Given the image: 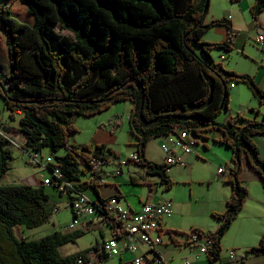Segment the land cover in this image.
Instances as JSON below:
<instances>
[{
    "label": "trees",
    "instance_id": "16d2710c",
    "mask_svg": "<svg viewBox=\"0 0 264 264\" xmlns=\"http://www.w3.org/2000/svg\"><path fill=\"white\" fill-rule=\"evenodd\" d=\"M208 5L209 0H0V96L8 117L18 118L25 137L22 148H64V154L53 156L61 179L80 192L92 188L97 197L95 180H81V164L88 167L92 155L117 153L104 144L70 143L77 129L66 122L67 116H91L129 101L137 165L157 175L164 190L173 184L167 174L171 165L148 159V142L178 129L204 139L207 132L219 131L213 140L230 149L231 167L224 178L230 195L223 212H211L220 220L214 231L192 229L213 240L208 257L213 262L222 236L248 196L241 180L245 161L264 187V160L252 141L253 135L264 133V122L241 113L225 122L216 117L228 107L233 81L246 85L262 105L264 89L251 74L226 69L211 58L209 63L198 54L210 57L213 48L233 49L236 29L227 17L206 21ZM263 10L264 0H254L250 14L256 24ZM217 25L228 30L224 40L201 39ZM57 29L70 31L73 40ZM10 141L0 129V181L9 168ZM144 184L151 188V183ZM48 198L43 185L0 183V264H75L78 255L86 259L91 247L69 255L60 251L82 230H54L30 240L16 232L17 227L33 229L49 221L53 208ZM249 254H264V232L241 261ZM107 257L100 255L101 261Z\"/></svg>",
    "mask_w": 264,
    "mask_h": 264
},
{
    "label": "rangeland",
    "instance_id": "374dc122",
    "mask_svg": "<svg viewBox=\"0 0 264 264\" xmlns=\"http://www.w3.org/2000/svg\"><path fill=\"white\" fill-rule=\"evenodd\" d=\"M237 1V0H236ZM235 1V2H236ZM217 2L220 7L229 6L230 0H209L208 12L205 20L207 21L212 14H214V6ZM250 0H242L240 3L239 14L242 17V33L246 34V31H249L251 34V29H254L255 21L251 17L249 12ZM212 5V7H211ZM216 28H211L210 31L213 33L211 35L213 38H219L221 32L219 30H214ZM57 31L67 36L69 39L73 40V34L68 30H59ZM208 35V32H204ZM243 35H241V38ZM203 37H201L202 39ZM203 40V39H202ZM198 54L210 63V58L215 63H223L224 67L232 69L236 72L248 73L253 76L254 73L240 71V70H253L255 69H264V46L259 47L252 40L251 35L247 39V48L245 51L240 49L235 50H226L223 48H213L209 51V56L202 54L198 51ZM226 68V69H227ZM254 77V76H253ZM264 82V79H263ZM233 87L229 86V102L228 107L223 108L220 113H218L216 120L218 122H225L228 116L236 117L238 113L247 111V106L240 105L245 104L250 99H253L257 102V99L252 98L250 90L241 82L233 81ZM256 99V100H255ZM259 102H257L258 104ZM131 103L129 101L118 102L113 104L110 108L105 109L102 112H99L91 116H81V115H72L66 117L67 123H72L77 131L72 133L70 136V143L84 144L89 143L91 145L98 144H107L112 145L111 140L113 134L116 136V147L117 152L124 156L119 158H125L128 153L132 150L136 152L135 145L132 142V133L129 130L128 124V114ZM0 109L2 112V125L0 129L2 133L7 134L11 140L6 144V147L11 152V159L9 160V168L7 170L6 178L9 183L12 180H15L14 183H23V182H33L36 180V172L40 171V167L35 163L30 162L29 154H33L34 151L29 150L25 151L22 148L23 142V132L19 130L18 118L10 119L7 115V112L4 108L3 98L0 96ZM131 109V108H130ZM253 111H251L252 113ZM3 121L8 122L13 126V130L8 131L4 127ZM99 122L101 124L99 125ZM207 132V139L202 137H197V144L193 145V159L188 162L186 166L172 165L169 167V177L172 179L173 184L170 189L164 190L163 184L160 183L159 177L152 175L151 179L154 180V194L161 197V199H169L173 205V213L170 218L165 220V226L167 227H176L179 228V231L190 232L194 227H199L204 231H214L219 220L211 216L210 211L212 208H217L220 194L223 193L224 189L227 188V184L223 182V178L226 176L228 167L231 165L230 161V149L221 143H215L210 133ZM173 134H170L167 137L171 138ZM159 139L163 141L162 138H157L151 141L147 147V152L149 156L153 159L164 160V155L161 152V146L158 145ZM202 142L207 143V149H204ZM167 143V141H166ZM205 146V147H206ZM116 152V151H114ZM38 159H41L42 163L47 156L62 155L65 153L64 148H60L56 152H51L49 148L42 147L40 151H36ZM127 154V155H126ZM112 158H110L111 160ZM213 159L218 161V165L214 166L212 164ZM219 159V160H218ZM162 160V161H163ZM161 162V161H159ZM109 165V164H108ZM106 165V167L108 166ZM81 166L87 171V167L81 164ZM219 166H225V172L223 174L217 173V168ZM130 170L135 174L137 178L140 176H145L142 172L144 169L141 165L135 163H129ZM248 166H246L247 168ZM123 171L127 172L126 165L123 167ZM122 171V172H123ZM88 172V171H87ZM29 176L28 180L23 178ZM218 176V181L215 180ZM24 180V181H22ZM212 181V183L210 182ZM46 192L49 195L50 202H52L53 208L56 210L52 212L49 221L43 225L27 229L24 227H17L16 232L24 237L26 240L37 239L47 233H50L54 230L67 231L66 225L72 218V214L69 209H67L68 202L66 201V195L59 194L58 190L53 186H44ZM85 194L89 198H94L95 194L92 189H86ZM215 210V209H214ZM87 218L80 217L79 223L76 225L74 230H82L83 234L76 239L74 243H68L60 247V251L64 255L74 254L79 250H82L86 247H93L96 242H101V235L97 227H89L87 225ZM103 230L105 234V240L110 238L109 226L106 224L103 225ZM235 226H231L227 229L225 235L221 238V253L223 255H228V252L232 250L236 258L232 259L233 261H240L239 252L243 250V245L239 238L235 237ZM74 230H70L74 231ZM173 235H175L173 233ZM176 236V235H175ZM183 236H178L181 238ZM163 242L165 244L158 247L161 254L167 259L168 264H178L184 255L187 254L188 250L183 246H176L173 244L171 238L166 233L163 236ZM189 248V247H188ZM190 257V255H187ZM131 257L130 253H124L122 256H108L98 264H131L130 261L126 262L128 258ZM125 259V261H124ZM172 259V260H171ZM123 260V261H122ZM196 264H205L204 258H199L196 260ZM236 263V262H234ZM221 264V263H215ZM246 264H264V261H259L256 259H250Z\"/></svg>",
    "mask_w": 264,
    "mask_h": 264
},
{
    "label": "built area",
    "instance_id": "2783aa9c",
    "mask_svg": "<svg viewBox=\"0 0 264 264\" xmlns=\"http://www.w3.org/2000/svg\"><path fill=\"white\" fill-rule=\"evenodd\" d=\"M254 43L264 46V27L254 34ZM233 86V83H230ZM2 121V115H1ZM169 138L168 142L162 146L164 155L163 162L167 165H188L186 155L192 152L193 145L197 142L190 132L178 129ZM6 134L3 133V136ZM30 162L37 164L49 173V176L41 180L43 186H54L56 188L69 187L73 189L75 198L71 201L69 209L72 218L66 225V230L75 229L79 223L80 217L97 218L99 221H105L111 224L113 235L96 244L89 249L86 259L81 255L75 258V264H91L93 262H101L100 255L103 253L107 256H122L124 253L132 255L129 260L131 264H168L167 259L161 254L158 247L165 244L163 236L168 232L163 223L170 218L173 213V205L171 200L164 199L156 202H144L137 211H133L125 207L119 196H110L101 200H91L83 192L75 189L71 183H67L61 179V171L53 156H47L42 163L38 159L37 153L29 154ZM110 161L108 154L92 155L88 160L87 171L90 173L92 180L101 182V170ZM138 163L139 157L137 152H132L125 158H119L117 166L112 170L113 175H120L122 167L128 163ZM225 172V166H219L217 173ZM15 180H13V183ZM56 210V209H55ZM175 234V233H174ZM176 235V236H175ZM173 235L179 245L194 248L190 257H184L179 264H194L196 260L202 256L209 257V249L213 240L207 233L191 230L185 234ZM178 236H183L178 238ZM174 240V241H175ZM173 244L177 246L174 242ZM235 253L230 250L229 257H234ZM128 262V261H127Z\"/></svg>",
    "mask_w": 264,
    "mask_h": 264
},
{
    "label": "crops",
    "instance_id": "0c3cea01",
    "mask_svg": "<svg viewBox=\"0 0 264 264\" xmlns=\"http://www.w3.org/2000/svg\"><path fill=\"white\" fill-rule=\"evenodd\" d=\"M241 1L242 0H237L236 2L230 1L231 4H229V6L227 5L226 7H223V8L220 7L217 2H214L215 3L214 10H213L214 14H212V16L208 20H210L212 18H220V17H227L228 19H230L233 28L236 29V32L234 35L233 49H235V50L240 49L241 51H245V49L247 48V39H248L249 35H251V38L253 40L254 34L259 29L264 27V10L258 15L257 24L255 23L254 29H251V31H252L251 34H249V31H246V34H243L242 33V29H243L242 28V24H243L242 20L243 19L239 14ZM253 2H254V0H250V2L248 4L249 12H250V6L252 5ZM211 7H212V5H211ZM211 28H216L214 30H219V32H221V35L219 36V38H213L211 36V35H213V33H211L212 31H210ZM227 31H228L227 28L223 25L212 26L206 31V32H208L207 33L208 35H206V33H204L202 35V37H203L202 39L205 41H209V42L222 41L225 39ZM241 35H243L242 38H241ZM222 65H223V67L225 66V64H223V63H222ZM224 68H227V67H224ZM227 69H229V68H227ZM240 71L254 73L253 76H254L255 81L257 82V84L261 88L264 89V82H263L264 69H260V68L255 69L254 68L253 70H250V71H248V70H240ZM252 98H254V97H252ZM257 102L254 101L253 99H250L248 102H245V104H240V105H245V107L247 106V109H248L247 111L241 112V114L245 118H248V119L249 118H256L257 120L264 122V105L259 104V103L257 104ZM251 111H253V112L251 113ZM129 112H130V108H129ZM3 124H4V127L8 128L7 129L8 131L13 130V126L10 125L8 122L3 121ZM100 124H101V122H99V125ZM210 133H212V135H211L212 140L214 138H217L220 135V132L217 130L211 131ZM169 135H165L164 136L165 139L163 141H161V139H159L158 145L163 146L164 144H166V141L168 142V140H169V138L167 140V137ZM206 137H208L207 134H206ZM157 138H162V136L152 138L148 142L147 147L151 143L152 140L157 139ZM115 139H116V136H115V134H113V138L111 140V143L116 144ZM252 141L256 145L260 157L264 160V133L253 135ZM24 142H25V137L23 134V142L20 145H23ZM132 142H133V144L135 143V137L134 136H132ZM96 144H98V143H96ZM113 144L112 145L104 144L106 147L112 149L113 151H116L115 153H117V155L108 154L109 157L112 159L109 161V163H108L109 165L107 164L108 166L103 167L101 170V174H100L99 178L102 177L103 181L100 182L98 180V178H97V180H95L96 185H97V189L99 191V196L97 197L96 194L94 193L95 197L90 198V199L95 201V200H98L99 198L105 199V198H108L110 196H119L122 204L125 207H127L133 211H137L140 208V206L142 205V203H144V202H156V201L164 200V199H161V197L156 196L154 194L155 183H154L153 179L149 178L152 176V174H148L144 167H143L144 170L142 172L145 174V176L141 175L140 176L141 178H137L135 176V174L130 170V168L128 167L129 163L126 165L127 172L123 171V168H122L123 172L120 175H113L112 174V170L117 166L119 155L124 156V155L120 154L119 152H117V149H116V147H114L115 145H113ZM196 144H197V142H196ZM202 145L204 146V149H207V146H206L207 143L206 142H202ZM162 146H161V148H162ZM147 147H146V156L148 159L155 161V162H159V161L163 160V159L157 160V159L151 158L147 152ZM133 151L134 150H132L130 153H132ZM130 153H128V155ZM192 155H193V150L190 154L185 156L188 162L193 159ZM135 164H137V163H135ZM212 164L214 166H216L219 163H218V161L213 159ZM246 166H248V164L245 161L244 166H243V170L241 173V180H242V183L248 189V196H247V199L244 202L242 208L238 211L236 217L233 219L231 225L229 226V228L231 226H235V228H234L235 237L239 238L241 243H242L241 245H243V247H245V248H242L243 250H241V252H239L240 257L246 249L257 244L260 235L264 232V187H263V183H262L260 177L257 175V173H255L254 170H252L249 166L246 168ZM230 167H231V165L228 167V169ZM6 173H7V171H6ZM6 173L3 176V178H6L5 177L7 175ZM167 174L169 175V169L167 170ZM48 176H49V173L40 167V171L37 170V172H36L37 178H36L35 182H33L34 181V179H33V180H31V182H23V183H18V184H28V185H32V186H40L41 180L48 177ZM154 176H157V175H154ZM3 178L1 179L0 183H2V184H14L13 180L11 183H9L8 180H6V182H5V179L3 180ZM23 179L28 180L29 176H26ZM24 180H22V181H24ZM81 180L82 181L83 180L84 181H92L90 173H88L85 170V173L83 175H81ZM215 180H217V181L219 180L218 176H216ZM159 181H160V179H159ZM145 182L151 183V188H148V186L144 184ZM210 182L212 183V181H210ZM223 182H225L224 178H223ZM225 183L228 186L226 189H224L223 193L220 194V196H219L220 202L217 204V208H212L210 213L212 211L223 212L225 210L226 201L230 195V185L227 182H225ZM89 189H92V188H89ZM63 193L66 195V201L68 202L67 209H69V205H70L71 201L75 198V193L72 190L70 192H67V190L59 191V194H63ZM83 193L85 194V190L83 191ZM47 203L53 208L52 202H50V198H48ZM53 211H55V208H53ZM87 219H88L87 225L89 227H97L98 228V231L101 235V241L105 240V234H104V230L102 228L103 225L106 224L107 226H109L110 237L113 235V229L111 227L112 225L109 224L108 222L99 221L95 217L87 218ZM165 223L166 222L164 221L163 225L168 230H170V229L180 230L179 228H177L178 226L171 228V227L165 226ZM219 223H220V220H219L218 224ZM218 224H217V226H218ZM225 233H224V235H225ZM220 245H221V240H220ZM183 247H186V246H183ZM186 249L188 250V252L184 256L191 255L193 252H195L194 248H188L187 247ZM131 257H132V255H131ZM131 257L128 258L127 261H129L131 259ZM240 257H239V259H240ZM201 258H204L205 264H215L217 262L221 263V264H246V262H248L250 259H256L259 261H264V254H259V255L249 254L247 256V259L244 261H241V259H240V261L236 260V261L232 262V259L236 258V255L231 258V257H229V252H228V255L225 256L221 253V250H220L217 260H213V262L210 261V259L205 257V256H202ZM124 261H125V259H124ZM180 262H181V260L179 261V263ZM234 262H236V263H234ZM196 263H198V262L195 261L194 264H196Z\"/></svg>",
    "mask_w": 264,
    "mask_h": 264
},
{
    "label": "clouds",
    "instance_id": "9594fccd",
    "mask_svg": "<svg viewBox=\"0 0 264 264\" xmlns=\"http://www.w3.org/2000/svg\"><path fill=\"white\" fill-rule=\"evenodd\" d=\"M171 134V133H170Z\"/></svg>",
    "mask_w": 264,
    "mask_h": 264
}]
</instances>
